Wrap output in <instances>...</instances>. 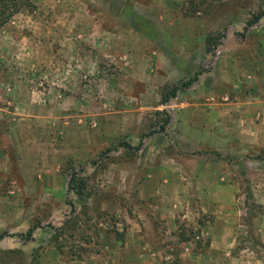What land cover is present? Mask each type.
I'll return each instance as SVG.
<instances>
[{
    "label": "rangeland",
    "instance_id": "374dc122",
    "mask_svg": "<svg viewBox=\"0 0 264 264\" xmlns=\"http://www.w3.org/2000/svg\"><path fill=\"white\" fill-rule=\"evenodd\" d=\"M34 3L0 30V264H264L256 234L202 232L234 203L201 194L241 162L227 146L253 143L264 0ZM242 165L235 205L254 228ZM221 241L240 249L204 259Z\"/></svg>",
    "mask_w": 264,
    "mask_h": 264
},
{
    "label": "crops",
    "instance_id": "0c3cea01",
    "mask_svg": "<svg viewBox=\"0 0 264 264\" xmlns=\"http://www.w3.org/2000/svg\"><path fill=\"white\" fill-rule=\"evenodd\" d=\"M260 70H263L262 73V80L261 78H255V93L251 94L248 99L244 100L246 104L249 100V106L245 105L244 107H250L249 109L253 110V113H248L247 109L244 108V114L241 116L244 122L252 123L250 126L242 127L240 132V137H246L248 133L249 136L253 137V143L248 144L243 139L240 140V144L230 147L227 146L225 150L226 154L235 153L241 156V162L235 164H228L227 162L219 163V170L220 173H206L203 178H208L212 183L206 190L202 189L201 194H203L205 202H231L234 205L222 207V211L225 209L232 211L233 215L229 217H224L218 215L214 221L208 220L206 225L203 226V233H212V234H242L251 232V234H256L258 239L251 241L250 246L255 249L263 248L264 242V67H261ZM262 82V85H261ZM247 110V111H246ZM261 139V140H260ZM255 141V142H254ZM250 154L246 158L243 156ZM243 163L248 164V170L251 173V176L257 175L258 179L252 182V194L254 195V200L258 203H261L263 206V211H259L256 218L258 220L257 227L250 228L244 225H241L240 215L237 213V210L240 209V206L235 205L238 198H242L243 191V181H242V174H243ZM259 166H262L263 169L259 170ZM204 168V166H203ZM253 178V177H252ZM219 180L220 184L219 187L215 186V181ZM221 191V194H216ZM238 197V198H237ZM247 197V196H246ZM189 201V200H188ZM228 207V208H227ZM259 208V206L257 207ZM217 220L220 222L218 224H214ZM227 222V223H225ZM214 239L216 236L213 237ZM262 241V243L260 242ZM222 243H217L219 249L223 250L220 253L218 250H210L206 251L204 254V259L216 261V260H227L229 258V254L231 250L240 249L237 247L236 242L230 241H221ZM212 243V244H213ZM212 248V247H210ZM217 251V252H216ZM258 254V253H257ZM235 255V254H233ZM258 257L254 255V257ZM232 255H230L231 259ZM240 260L239 258H235Z\"/></svg>",
    "mask_w": 264,
    "mask_h": 264
},
{
    "label": "trees",
    "instance_id": "16d2710c",
    "mask_svg": "<svg viewBox=\"0 0 264 264\" xmlns=\"http://www.w3.org/2000/svg\"><path fill=\"white\" fill-rule=\"evenodd\" d=\"M35 6L34 0H0V30L9 23L12 18L22 11L23 9L33 8ZM260 17H256L254 20L249 21V25H255L258 23ZM193 82V81H192ZM192 82L187 83L191 84ZM182 89L178 85H174L169 94L171 96H176L177 93ZM143 143V141H142ZM126 148H132L130 143H125ZM140 147V146H139ZM4 237V234L0 235V239Z\"/></svg>",
    "mask_w": 264,
    "mask_h": 264
}]
</instances>
